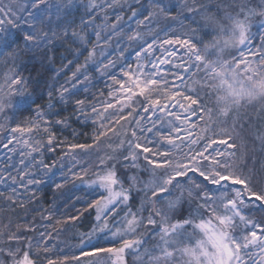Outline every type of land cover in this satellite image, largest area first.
<instances>
[{
	"label": "snow or ice",
	"instance_id": "6c2138e0",
	"mask_svg": "<svg viewBox=\"0 0 264 264\" xmlns=\"http://www.w3.org/2000/svg\"><path fill=\"white\" fill-rule=\"evenodd\" d=\"M80 2L84 15L77 23L72 11L77 0H0V52L10 49L7 55L13 60L0 83V119L4 121L0 133H7L0 147L13 154L20 149L18 163L23 166L16 168L9 155L8 163L0 168V183L30 192L32 202L47 181L62 189L78 180L100 190L89 204L96 210L95 223L81 234L78 254L52 258L47 254L56 247L52 241L61 230L55 226L78 217L55 219L45 209L41 220L54 223L41 225L45 230L38 237L24 235L36 232V226L27 221L22 231L19 225L15 232L0 231V256L7 257L0 264H38L40 253L45 254L46 264L69 260L74 264H126V254H134L138 264H264V219L252 215L256 209L264 213V188L254 187L237 171L236 153L229 151L237 147L232 142L235 123L232 131L226 127L229 117L245 104L264 102V32L260 47L256 51L249 47L252 19L264 18V7L255 9L232 0L229 7L235 14L226 12L224 23L219 12L201 0L191 4L185 0L180 12L191 14L194 26L185 35L169 36L167 27L153 28L160 16L177 19L159 0H150L152 10H146L141 0H135L139 8L128 0ZM124 5L131 12L129 20L143 19L126 33L120 28L123 16L117 14L111 31L102 37L109 27L106 9L119 6L123 11ZM99 12L104 13V24L96 25V42L88 49L86 33L100 19ZM260 23L264 26V19ZM142 28L152 35L150 42ZM61 35L74 46L75 70L59 87L55 82L48 85L47 98L39 103L43 96L17 70L15 61L21 51L48 49ZM125 35L127 45L120 48L118 39L116 54L105 52L113 37ZM208 36L211 39L205 40ZM141 41L133 56L135 64L125 63V54ZM84 51L87 55L80 63ZM73 62L62 63L60 71ZM97 77L111 82L105 85L107 93L101 90L98 97L80 98L78 86L87 93ZM189 81L207 89L206 96L214 98V105L206 104ZM69 107L71 112L62 115ZM23 109H30L29 116L14 126L9 123ZM72 116L81 123L91 122L93 143H70L67 151L48 163L44 152L56 154L57 147L63 150L66 144L54 128L70 126ZM110 134L122 137L117 145H110L112 153L120 154L105 153L98 157L95 169L74 171L79 164L76 149L96 147ZM65 158L74 161L67 171ZM17 187L6 197L13 204L21 195ZM19 206L24 207V202ZM150 242L154 243L147 247Z\"/></svg>",
	"mask_w": 264,
	"mask_h": 264
},
{
	"label": "trees",
	"instance_id": "16d2710c",
	"mask_svg": "<svg viewBox=\"0 0 264 264\" xmlns=\"http://www.w3.org/2000/svg\"><path fill=\"white\" fill-rule=\"evenodd\" d=\"M56 0H52V3H55ZM100 3H103L104 0H99ZM129 4L139 8L140 5L135 3V0H128ZM163 3L169 10L171 16L177 17V19H166L162 16L165 20L173 22V31L171 27L168 28L170 34L177 33L176 29L181 28L183 25L186 29L189 30L191 25L190 18L192 15L189 16L187 11L180 12V7H173L167 3ZM180 3H184L185 0H179ZM189 4L192 2L187 0ZM204 4L209 5L212 7L213 12L218 11L219 17L221 19L224 18L226 12L232 11V14H235V11L232 10L229 6L232 5V0H201ZM83 3H87V0H83ZM141 3L144 5L146 10H152L149 8L150 0H141ZM239 3H246L249 7L258 9L264 7V3L262 0H237V4ZM219 5L217 8L216 6ZM227 9L226 12H222L223 10ZM73 11V17L79 23V18L81 15H84V8L81 5L80 0H77L75 8ZM108 12L107 21L109 24L108 29L102 33V37L107 36L108 32L111 31V23L115 21L116 15H122L123 20L120 22V28L123 29L124 32H131L132 29L137 27L136 21L139 19H143V16H137L131 20L128 17L131 15V12L128 11V5H124L123 11L119 6L115 7L114 9H106ZM158 11V10H157ZM147 14V11L144 12V15ZM222 14V15H221ZM100 19L96 20L95 25L93 28L88 29L86 35L87 39L90 43L87 45L88 49H91L96 42V25H103L104 24V13L99 12ZM223 16V17H222ZM185 17H189L185 19ZM168 22V23H169ZM157 25V26H156ZM154 24L153 26L163 27V25ZM165 27V26H164ZM119 30V29H118ZM145 35L148 34L146 32L147 29H141ZM178 34V33H177ZM151 37L148 39L151 40L152 35L149 33ZM163 35V33H161ZM119 39V47L123 48L125 45L128 44L127 36H122L120 38L113 37L111 42V47L105 48V52L110 55L116 54L117 48V40ZM139 43H134L132 48L125 54V62L129 57L134 54L135 50H138ZM73 44L71 41H65L63 36L59 39L55 40L53 46H50L48 49L43 50H36L34 53H25L21 51L19 53V59L15 61V65L18 71H20L26 78L32 81L31 86L36 88L38 96H43L44 99L38 100L37 102L43 103L46 100V88L48 85L52 83H56V87H59L60 84L65 83L68 76H71L72 71L75 70V60H74V52H73ZM81 50L83 51V46H81ZM11 51L6 50L0 52V83L3 82V76L5 73L9 71L10 68L13 66V60L7 52ZM97 53H99V48L97 49ZM87 55V52L84 51L83 55L79 56V62L83 63L84 56ZM66 57V59H64ZM99 55H97V59H99ZM68 60H73V64L69 65L67 68L60 71L61 64H67ZM128 63V62H127ZM119 68L116 69L118 74ZM59 73V75H57ZM55 78V80H54ZM196 78L195 76L193 77ZM58 81V82H56ZM189 81V85H190ZM106 83H111L110 81H105L102 78L97 77L92 81L89 85V91L85 93L83 91L82 86H78L79 91L77 95L80 98H84L87 96L89 99L93 98L95 94L97 97L101 90L107 93L108 89L105 86ZM70 86V85H69ZM193 87V86H191ZM197 90V88H195ZM203 91L207 92V89H202ZM199 93V92H198ZM199 95L204 99L206 104H210L211 100L206 96V94L199 93ZM214 105V104H213ZM112 112L113 110H109ZM238 114L240 117V121L238 122L237 128H235V132L238 137L244 138L246 141H250L248 147V158L247 163L253 162V165H256V168L253 172H250V178L253 179L255 185L254 187L260 189L264 188V102L256 107L251 109H246L244 111L239 110ZM71 112V108L69 107L67 111H62V115H68ZM30 109H23L17 110L15 116L9 123L13 126L17 123H21L25 117L29 116ZM234 118V115L229 117L226 127L229 129V123ZM194 119V118H193ZM0 123H4L2 119H0ZM119 125H117L118 127ZM231 128V127H230ZM56 135L59 140L65 141V147L61 150L60 147H57L56 154L44 152V158L48 163H51L53 159H56L58 155H62L63 151H67V145L70 143H77V144H92L93 143V134H94V126L91 122L88 123H81L79 120L76 119L75 116H72L70 120V126L62 127L56 126L54 128ZM7 133H0V141L6 142L4 137ZM234 137V135H233ZM109 137L102 138V142L91 149L81 150L76 149V154L79 159V164L76 165L74 171H79L81 167H87L90 170L95 169V166L98 162V157L103 156L96 154V151L100 148V146L104 145L107 147ZM110 146V144H108ZM11 147V146H10ZM105 147V153L119 155V151L116 153H112V149L109 150ZM20 149L17 150L15 154L9 153L6 149L0 147V168H3L7 163V157L9 155L13 156V161L16 165V168H22V165H19V160L21 159L19 155ZM125 153L127 151V146H125L124 150ZM229 151H234L230 149ZM104 153V154H105ZM236 153V152H235ZM39 155V154H35ZM234 159V157H233ZM237 159V155H235V160ZM143 161H141L142 163ZM74 161L65 158L64 165L65 171H67V167L71 166ZM59 164L57 165V181L60 182L62 179L59 173ZM12 175H17L15 169H9ZM121 171H123L121 169ZM253 174V175H252ZM91 175V171H90ZM248 175V174H247ZM9 185L11 182L9 181ZM12 187H17L15 185L8 186L5 184L0 183V192L4 193V196H0V231L5 233L12 231L15 232L17 230V226L19 225L21 231L23 230V226L25 221L30 224H34L36 226V232H27L24 233L26 236H37L40 231H44L45 229L41 227V225L45 223H54V221H42L40 218L41 212L45 209L47 212H51L55 219H67L69 216L78 217L76 220H69L64 225H56L57 229H61L59 234L56 235L55 239L52 241V244L56 245L54 250L47 255L52 258H57L64 254L68 256L78 254L79 252V239L82 233H86L90 231L92 225L95 223V216L96 210L94 208H90L89 204L92 203L93 200L97 199L100 194L99 189H93L87 187L85 184L81 183L78 180L70 181L62 189H55L54 185L51 181H47L46 183L39 186V190L36 191V196L32 202H29L28 197L31 193H24L23 189L17 187V191L21 193L20 197L17 198V203L13 204L11 200L6 199L7 196L12 194ZM33 191L36 190V186H32ZM23 201L25 206L20 207V202ZM137 205L139 201L135 202ZM45 212V214H47ZM253 214L255 218L258 217V213H261L259 209H256ZM264 215V213H263ZM9 227H5V226ZM49 231L52 229L49 228ZM115 230V229H113ZM152 242H150L147 247H150ZM44 253H40L41 259L38 261V264H46V261L42 259ZM7 260V257L0 256V262ZM67 264H74L73 261L69 260ZM126 264H138L135 259L134 254H126Z\"/></svg>",
	"mask_w": 264,
	"mask_h": 264
},
{
	"label": "rangeland",
	"instance_id": "374dc122",
	"mask_svg": "<svg viewBox=\"0 0 264 264\" xmlns=\"http://www.w3.org/2000/svg\"><path fill=\"white\" fill-rule=\"evenodd\" d=\"M159 1L169 4V7H170V6L177 7V9H178V7H181V6L183 5V3H180L179 0H159ZM189 1L192 2V0H189ZM258 9H259V8H258ZM226 11H227V9L223 10L222 12H226ZM187 14H189V13L187 12ZM190 15H191V14H189V16H190ZM221 15H222V14H221ZM223 16H225V15H223ZM223 16H222V17H223ZM192 19H193V16L190 18V20L192 21ZM194 19L197 20V21H201V18H200L199 16H195ZM261 19H264V18L259 17V16H255V17H253V19H252L251 32L253 33V40H252V43L249 45V47H250L253 51H256V50L260 47V45H261V43H262V41H261V33L264 32V26H262L261 23H260V20H261ZM222 20H223L224 23H227V20H224V19H222ZM168 22H169V21L165 20L162 16H160L158 22H156V23H154V24H155V25H156V24L163 25V27L165 26V27H167V28L171 27L172 29H170V31H173V28H174V27H173V22H174V21H171V22H169V23H168ZM201 23H202V21H201ZM156 26H157V25H156ZM153 28H154V29H157V27H155V26H153ZM159 28H160V27H159ZM146 32H147V30H146ZM176 32H177L178 34H177V33L170 34V33H171V32H170V33H169V36H182V35H185L186 33H188V29H186V27H184V26L182 25L181 28H177V29H176ZM149 37H151V36L149 35V33L145 35V39L148 40V41L150 42L151 40L148 39ZM161 38H163V35H161ZM208 39H211V36L205 37V40H208ZM177 50H179V49H178V46H177ZM231 51L234 52L235 50H231ZM244 51L247 53L248 48H245ZM134 54H135V52H134ZM134 54H132V55L129 57V59L126 60L125 63L128 62V63H132V64L134 65V64H135V61H134V59H133ZM155 54H156L157 56L161 55V51H160L159 48L156 49V53H155ZM236 54L238 55V53H236ZM225 57H226V58L228 57V52L225 53ZM248 58L251 59L252 57L249 56ZM165 67H167V66H165ZM118 75H119V71H118ZM195 79H196V78H194V80H195ZM190 86H193L194 88H197V92L202 93V94H206V92L203 91V90L200 88L199 84H192V83L190 82ZM207 91H208V90H207ZM262 103H263V102L256 101V102H253L252 104H245L244 107H242L240 110H241V111H244V110H246V109H251V108H253V107H256L257 105H260V106H261ZM213 104H214V98L211 100L210 105H213ZM239 112H240V111H239ZM233 115H234V118H233V119L230 121V123H229V130H230V131H232V129H233V124H234V123H235V128H237V125H239V123H238V122L240 121V117H239V115H241V114L236 113V114H233ZM230 127H231V128H230ZM234 132H235V131H232V135H234V139H233L232 142L235 143V144L237 145L236 149H234V151L236 152V155H237V159L235 160V157H234V159H233V161H234V166L236 167L237 171L242 172L243 175H245L246 177H248V178L251 180L252 185L254 186L255 183H254L253 179L250 178L251 175H249V174H250V172H253V171L255 170L256 165H253V162H250V163L248 164V163H247V160H246V159L248 158V157H247V156H248V147H250V146H249L250 141H249V140L246 141L244 138L238 137L237 134L234 133ZM120 138H122V137L112 136V135L110 134V138L108 139V144H110V145H112V146H115V145H117V144L119 143ZM108 144H106L107 147L104 146L105 144L102 145V146H100V148L96 151L95 155H96V154H99V153H100V155H105V154H104V153H105V147H106L107 149L111 150L112 148H111ZM263 166H264V165H263ZM247 174H248V175H247ZM252 175H253V174H252ZM253 214H255V213H252V215H253ZM253 216H254V215H253ZM253 218H254V219H257V220H262V219H264V215H263V213H258V217H257V218L253 217ZM152 243H154V242H152ZM152 243L150 244L151 246H152ZM151 246H150V247H151Z\"/></svg>",
	"mask_w": 264,
	"mask_h": 264
}]
</instances>
